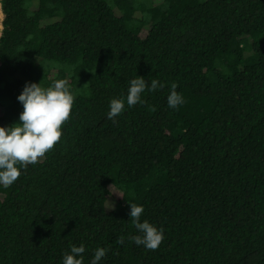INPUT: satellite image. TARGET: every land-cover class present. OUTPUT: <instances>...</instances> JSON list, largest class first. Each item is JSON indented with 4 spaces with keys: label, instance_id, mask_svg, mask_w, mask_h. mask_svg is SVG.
<instances>
[{
    "label": "trees",
    "instance_id": "trees-1",
    "mask_svg": "<svg viewBox=\"0 0 264 264\" xmlns=\"http://www.w3.org/2000/svg\"><path fill=\"white\" fill-rule=\"evenodd\" d=\"M0 12V127L19 122L28 83L65 79L75 97L54 150L0 185V264H63L81 245L83 264L97 248L98 264H264V0H0ZM137 76L163 87L128 107ZM112 99L124 111L108 119ZM132 203L163 230L157 250L130 241Z\"/></svg>",
    "mask_w": 264,
    "mask_h": 264
},
{
    "label": "clouds",
    "instance_id": "clouds-1",
    "mask_svg": "<svg viewBox=\"0 0 264 264\" xmlns=\"http://www.w3.org/2000/svg\"><path fill=\"white\" fill-rule=\"evenodd\" d=\"M146 87L148 86L143 77L137 76L130 81L126 97L128 107L141 102V93ZM162 87L159 81L153 79L148 90L155 91ZM176 88L177 85L172 83L167 97L168 106L173 109L185 102ZM17 99L23 105L19 122L0 127V185L5 188L20 178L21 169L39 163L48 152L54 150L62 139L63 126L71 119L75 101L65 79L55 80L47 88L41 87L40 83H28ZM124 104V100L112 99L107 118L119 116L124 111ZM129 207V217L136 230L142 233L130 237V241H134L137 246L143 245L148 250H157L164 241L163 230L147 220L141 222L140 217L144 211L142 206L132 203ZM117 243L123 244L124 237H119ZM70 251L71 254H65L63 264H83L84 246H73ZM107 251L105 248H97L91 264H98Z\"/></svg>",
    "mask_w": 264,
    "mask_h": 264
},
{
    "label": "rangeland",
    "instance_id": "rangeland-1",
    "mask_svg": "<svg viewBox=\"0 0 264 264\" xmlns=\"http://www.w3.org/2000/svg\"><path fill=\"white\" fill-rule=\"evenodd\" d=\"M0 19H1V13H0ZM49 65L55 66V67H61L59 64L54 63V62H50Z\"/></svg>",
    "mask_w": 264,
    "mask_h": 264
},
{
    "label": "built area",
    "instance_id": "built-area-1",
    "mask_svg": "<svg viewBox=\"0 0 264 264\" xmlns=\"http://www.w3.org/2000/svg\"><path fill=\"white\" fill-rule=\"evenodd\" d=\"M1 20H2V14H1V19H0V33H1V29H2V27H1Z\"/></svg>",
    "mask_w": 264,
    "mask_h": 264
}]
</instances>
